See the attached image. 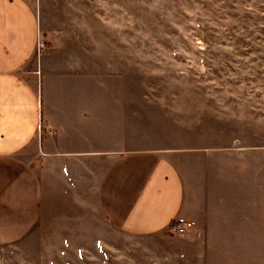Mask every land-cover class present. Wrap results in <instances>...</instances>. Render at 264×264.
I'll list each match as a JSON object with an SVG mask.
<instances>
[{
    "label": "rangeland",
    "instance_id": "1",
    "mask_svg": "<svg viewBox=\"0 0 264 264\" xmlns=\"http://www.w3.org/2000/svg\"><path fill=\"white\" fill-rule=\"evenodd\" d=\"M31 1L66 44L96 53L89 146L174 151L182 200L169 224L191 225L115 231L93 175L59 164L0 264H264V0Z\"/></svg>",
    "mask_w": 264,
    "mask_h": 264
},
{
    "label": "crops",
    "instance_id": "2",
    "mask_svg": "<svg viewBox=\"0 0 264 264\" xmlns=\"http://www.w3.org/2000/svg\"><path fill=\"white\" fill-rule=\"evenodd\" d=\"M40 17L31 0H0V244L36 224L45 172L59 164L93 175L94 206L111 229L161 231L182 200L174 151L89 146L98 124L96 53L66 44Z\"/></svg>",
    "mask_w": 264,
    "mask_h": 264
},
{
    "label": "built area",
    "instance_id": "3",
    "mask_svg": "<svg viewBox=\"0 0 264 264\" xmlns=\"http://www.w3.org/2000/svg\"><path fill=\"white\" fill-rule=\"evenodd\" d=\"M44 46V42L42 40H38L36 43V49L40 50ZM191 225L190 221L187 219L183 220H175L171 224H169V230L171 232H184Z\"/></svg>",
    "mask_w": 264,
    "mask_h": 264
}]
</instances>
